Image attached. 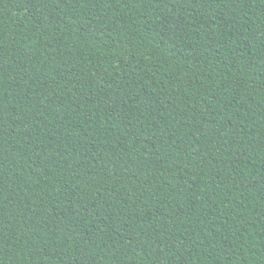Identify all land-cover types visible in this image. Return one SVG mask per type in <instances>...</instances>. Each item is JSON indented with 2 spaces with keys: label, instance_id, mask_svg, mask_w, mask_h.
<instances>
[{
  "label": "trees",
  "instance_id": "obj_1",
  "mask_svg": "<svg viewBox=\"0 0 264 264\" xmlns=\"http://www.w3.org/2000/svg\"><path fill=\"white\" fill-rule=\"evenodd\" d=\"M0 264H264V0H0Z\"/></svg>",
  "mask_w": 264,
  "mask_h": 264
}]
</instances>
